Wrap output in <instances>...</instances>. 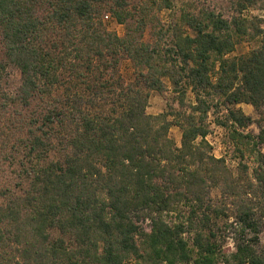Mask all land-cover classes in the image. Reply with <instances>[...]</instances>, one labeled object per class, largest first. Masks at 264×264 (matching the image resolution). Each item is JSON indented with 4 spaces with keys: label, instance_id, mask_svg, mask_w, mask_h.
<instances>
[{
    "label": "trees",
    "instance_id": "1",
    "mask_svg": "<svg viewBox=\"0 0 264 264\" xmlns=\"http://www.w3.org/2000/svg\"><path fill=\"white\" fill-rule=\"evenodd\" d=\"M102 1L47 0L52 10L46 22L34 15L38 0H0L5 60L20 70L23 99L35 92L50 94L64 72L75 82L65 88L70 94L47 106L40 124L26 136L27 187L21 193L0 190V264H122L131 256L137 264H216V246L200 230L192 238L193 249L183 236L192 227L193 208L187 225L169 224L163 213L189 195L191 201L198 199L210 181L230 197L242 195L232 202L242 228L255 232L264 218L261 166L249 173L241 158L238 169L245 178L239 188L224 159L209 154L205 140L209 96L222 95L229 105H264L261 20L186 13L181 21L191 34L174 29L171 46L163 51L129 33L120 37L107 31L98 20ZM256 1L236 0L237 12ZM112 3V15L122 23L123 5ZM244 36L259 37V46L246 55L226 57ZM120 53L132 61L142 82L122 81ZM4 68L0 61V72ZM85 74L94 75L89 89L106 93V112L90 113L78 106L89 94L77 82ZM164 78L174 92L184 95L189 87L194 93L195 104L175 120H168L166 112H145L149 91H163ZM77 89H82L81 96ZM227 116L232 122L229 137L242 157L239 144L253 151L251 136L234 126L245 127L251 118L232 107ZM172 123L181 128L179 147L168 137ZM145 220L148 230L141 225ZM52 229L60 233L53 240ZM225 264H264V256L251 244L238 242Z\"/></svg>",
    "mask_w": 264,
    "mask_h": 264
},
{
    "label": "rangeland",
    "instance_id": "2",
    "mask_svg": "<svg viewBox=\"0 0 264 264\" xmlns=\"http://www.w3.org/2000/svg\"><path fill=\"white\" fill-rule=\"evenodd\" d=\"M26 1L20 0L22 3ZM119 3L123 5L119 9L124 16L122 23L118 22L112 15V0H103L97 5L98 20L105 29L116 33L120 37H124L126 33H129L138 41L147 43L151 47L157 48L158 45L163 51L169 50L174 29H180L191 34L190 30L181 21L182 15L186 13L198 15L200 12L208 11L220 14L228 19L234 15H240L248 19L260 18V25L264 28V0H257L240 13L237 12L236 0H119ZM28 4L29 1L27 6ZM51 10L47 0H38L34 5V15L46 22L51 16ZM259 44V37H241L237 40L234 49L225 56L246 55ZM5 59L0 31V61L5 63L4 70L0 72V190L9 188L11 192L21 193L28 184L26 170L30 162L25 153L27 151L26 136H28L31 128L40 124L42 114L47 106L57 96H63L62 99H64L67 94H70V91L66 93L65 88L75 82L68 79L64 72L60 76L57 85L53 86L50 94L44 95L35 92L25 101L19 90L21 84L20 70L12 62ZM217 70L218 62H216L210 73L212 81L216 79ZM118 71L124 83L137 81L138 71L136 67L127 56L121 55V53L119 55ZM93 78V74L81 76L77 82L80 88L82 86V89L83 87L88 89L89 94L83 95L81 100H78L79 104L77 100L74 99L73 101L90 113L99 114L109 110L110 105L106 103L105 92H99L95 88L89 89L93 85ZM163 80L165 81L163 91H149L145 112L151 115L166 112L168 120H175L177 114L190 111L191 106L195 104L194 93L189 87L185 89L184 95H182V92H174L168 78ZM82 89H80L81 92ZM80 91L77 89L75 93L79 92L78 96H81ZM181 97L183 98L182 106L179 103ZM88 98L92 102L88 101ZM207 100L210 103L205 118V125L208 130L205 136V140L209 144L208 152L215 158L224 159V163L232 175L231 177L237 179L235 182L240 184L239 188H241L244 185L245 178L244 172L238 169V162L241 158V161L248 165L249 173L258 164L264 170V105L257 108L244 102L229 105L222 95L217 94L209 96ZM231 107L241 109L245 115L251 118V121L245 127L234 126L243 134H250L251 136L249 148L253 151L239 144V148L244 150L242 157L236 151V143L231 141L229 137L230 127L228 124L232 122L228 119L227 114L228 108ZM261 136H263V139H261ZM168 137L175 146L179 147L181 145V128L172 123L168 130ZM252 143L255 144L252 145ZM55 156V153L50 151L49 157L54 158ZM189 196L188 200L182 198L180 202H176L171 211L164 212L163 218L169 224L182 221L187 225V216L190 215V209L193 208L195 214L192 216V227L183 234L190 249H193L192 238L195 232L200 230L199 232L216 246V264H225V258L234 252L235 244L238 242L251 244L258 254L264 256V218L259 219L255 232L242 228L234 218V204L232 202L238 201L242 195L238 198L230 197L224 192L223 186L207 181L204 193H201L198 199L191 201V195ZM1 199L0 197V201ZM141 225L148 230L149 220H145ZM59 235L60 233L56 229L50 230L51 240ZM64 238L69 245L68 237L65 236ZM137 262L138 260L131 256L122 264H137Z\"/></svg>",
    "mask_w": 264,
    "mask_h": 264
}]
</instances>
